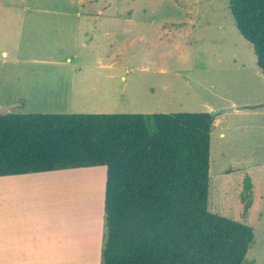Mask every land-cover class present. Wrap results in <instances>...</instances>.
Instances as JSON below:
<instances>
[{"label":"rangeland","instance_id":"obj_1","mask_svg":"<svg viewBox=\"0 0 264 264\" xmlns=\"http://www.w3.org/2000/svg\"><path fill=\"white\" fill-rule=\"evenodd\" d=\"M90 11L130 12L138 18L145 14L141 22L156 23L145 30L152 46L135 43L129 59L141 63L146 52L164 73L154 66L149 72L126 75L133 82L126 101L132 106L119 111H223L212 119L207 209L250 226L254 238L244 264H264V77L252 45L236 28L229 0H0V112L64 111L65 88H30L53 78L38 61L61 48L70 49L55 41L59 33L53 27L40 28L44 21L36 15ZM139 77L140 92L139 83L134 89ZM62 173L46 201L54 209L59 206L67 253L36 264H101L105 167ZM245 176L251 185L248 193L240 191Z\"/></svg>","mask_w":264,"mask_h":264},{"label":"trees","instance_id":"obj_2","mask_svg":"<svg viewBox=\"0 0 264 264\" xmlns=\"http://www.w3.org/2000/svg\"><path fill=\"white\" fill-rule=\"evenodd\" d=\"M229 9L263 70L264 0ZM207 116L0 114V177L105 167L101 264H244L253 229L207 209Z\"/></svg>","mask_w":264,"mask_h":264},{"label":"crops","instance_id":"obj_3","mask_svg":"<svg viewBox=\"0 0 264 264\" xmlns=\"http://www.w3.org/2000/svg\"><path fill=\"white\" fill-rule=\"evenodd\" d=\"M36 16L44 21L38 24L40 28L53 27L59 33L55 41L70 48H61L37 62L47 66L53 78L36 81V86L32 83L30 88L46 92L65 88L68 93L64 111L47 114H153V111L119 110H130L132 106L126 101L131 96L133 82L126 75L134 71L149 72L155 67L157 72L164 73L156 61L148 59L146 52L141 63L133 64L129 59V50L135 43L152 46L145 32L156 25L154 21L141 22L145 14L138 18L136 13L107 11ZM157 26L164 33V25ZM138 83L140 92L143 86L140 77L134 89ZM139 96L142 100V95ZM62 171L0 177V264H36V261L62 258L67 253L61 238L62 234L66 235V228L62 230L58 220L59 206L54 209L46 201V196L53 193L54 180L64 174Z\"/></svg>","mask_w":264,"mask_h":264},{"label":"water","instance_id":"obj_4","mask_svg":"<svg viewBox=\"0 0 264 264\" xmlns=\"http://www.w3.org/2000/svg\"><path fill=\"white\" fill-rule=\"evenodd\" d=\"M261 74L264 77V69L261 71ZM226 110L231 111V110H233V108H228ZM221 112H223V111L222 110H220V111H212L211 113L208 114L207 120H212L213 117H215L217 114H219Z\"/></svg>","mask_w":264,"mask_h":264}]
</instances>
